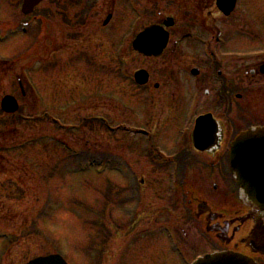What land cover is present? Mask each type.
<instances>
[{
	"label": "rangeland",
	"instance_id": "rangeland-1",
	"mask_svg": "<svg viewBox=\"0 0 264 264\" xmlns=\"http://www.w3.org/2000/svg\"><path fill=\"white\" fill-rule=\"evenodd\" d=\"M237 2L223 29L243 36L252 32L254 38L242 36L235 48L262 57L264 0ZM20 4L0 0V99L14 92L15 75L31 80L34 70L40 98L36 104L28 93L19 98L13 116L0 111V148L7 149L0 152V237L12 235L11 244L0 241V264H16L15 255L59 252L69 264H188L213 249L200 225L186 218L183 197L174 191V170L164 163L181 143L179 131L188 129L177 117L178 102L149 99L131 86L136 71L173 60L176 34L156 61L130 47L138 31L156 22L157 10L173 14L170 1L45 0L28 16ZM108 15L111 21L103 27ZM218 21L210 26H220ZM23 26L27 31L21 32ZM33 51H39L36 64ZM177 60L191 63L187 57ZM70 65L83 69V88L69 75ZM76 84L81 91H74ZM72 95L81 101L75 109ZM44 111L52 113L53 122L38 118ZM82 117H98L102 125L87 123L75 131ZM135 128L152 136L141 140L131 134ZM85 151L89 162L100 156L98 162L106 159L117 172L71 171L74 155ZM111 157L125 160L124 169ZM194 164L199 175L192 182L205 195L211 185L202 174L204 164ZM183 181L177 182L180 187Z\"/></svg>",
	"mask_w": 264,
	"mask_h": 264
},
{
	"label": "flooded vegetation",
	"instance_id": "flooded-vegetation-1",
	"mask_svg": "<svg viewBox=\"0 0 264 264\" xmlns=\"http://www.w3.org/2000/svg\"><path fill=\"white\" fill-rule=\"evenodd\" d=\"M168 1L173 5V14L168 15L166 12L165 14L158 10L156 23L162 24L165 18L172 19L174 22L173 28L168 29L169 42L173 35L178 36L170 55L173 60L161 63L158 69L151 67L144 69L148 74V82L142 87H135L137 91L147 95L149 99H156L159 102L165 100L178 102L176 111L178 108L180 111L177 112V117L182 122L185 121L188 129L180 133L179 142L181 143H177V149L173 148L174 154L167 157L172 159L176 180L178 182L184 180L182 187L179 183L175 186V192L182 189L184 195H188L187 193L191 188L195 189L190 184L195 179L194 175H199L198 172L196 173L197 165L194 163L198 162L199 166L204 164L202 174L207 177V182L209 181L211 185L205 191L206 198L220 211L218 212V219L215 222H210V226L219 224L222 227L223 222L229 219L225 217V212L234 213L245 208L238 199V188L232 179L228 157L230 145L239 133L253 126H264V56L261 57L255 52L243 54L235 48L243 35H238L233 30L230 32L223 29V22L229 19L232 14L228 17L223 16L216 7V0ZM217 21L220 26L215 24L210 26ZM208 22L210 23L207 24ZM177 26L179 29L175 30ZM186 30L190 32L187 33ZM248 34L251 35L243 36V39L254 38L252 32L248 31ZM169 42L158 59L151 58L148 60L156 61L163 58L168 51ZM185 43H188V46H185ZM184 51L188 54H185ZM38 53L39 51L32 52L34 64L37 62ZM184 57H187L188 61L191 60L189 65L177 60ZM74 58H71L70 61ZM77 58L80 60V56ZM244 61H247L248 64ZM70 69L72 71L69 75L75 76L72 79L81 84L83 88L85 85L83 83V69L71 65ZM154 70L158 72H153ZM180 74L185 77L180 78ZM34 75H36L35 70L32 71L30 83L26 88L24 85L17 86L14 92L9 95L22 99L28 93L36 104L40 98L37 89L39 79ZM93 83L88 82L87 84L90 86ZM79 84L72 86L74 91H81ZM97 89H99L98 86L95 91ZM95 96H99V93H95ZM80 102L72 95V107L74 109ZM39 104L41 106L40 102ZM170 111L171 113L174 112L171 109ZM30 113L32 114L33 111L30 110ZM51 116V112L44 111L38 118L43 117L45 120ZM202 116H210L214 124L212 126V139L208 146L210 149L216 148V150L206 153L196 152L190 139L196 119ZM4 149L0 148V150ZM197 175L195 176L197 177ZM185 182H189V184ZM200 190L204 192L202 189ZM210 194L215 198V200L213 199L214 203ZM193 198L188 201L191 209L197 203ZM203 211L204 209L198 207V212ZM256 226L258 229V233L255 232L256 237L263 236L264 240V214L257 217ZM244 227H247V223H244ZM253 227L254 223H252ZM217 249L216 247L215 250ZM236 249L235 252L240 253L245 250ZM210 251L214 250L209 249L208 252ZM252 257L257 264H264L263 257ZM19 259H21L20 256H16L14 261L18 263ZM24 263L26 262L24 261Z\"/></svg>",
	"mask_w": 264,
	"mask_h": 264
},
{
	"label": "water",
	"instance_id": "water-1",
	"mask_svg": "<svg viewBox=\"0 0 264 264\" xmlns=\"http://www.w3.org/2000/svg\"><path fill=\"white\" fill-rule=\"evenodd\" d=\"M43 0H23L21 11L23 14H30L33 9ZM235 6V0H217L218 9L229 15ZM106 19L104 25L109 21ZM164 27L172 26L170 19L166 20ZM168 41V34L157 25L145 28L132 41V49L136 53L145 57H158L161 55ZM134 80L138 85L147 82V74L138 71L134 74ZM1 109L6 113H13L17 110V104L12 97L5 96L1 100ZM212 120L208 117L199 118L193 131V144L198 151H210L209 142L212 137ZM230 169L234 179L240 188V198L244 203L257 208L259 214L264 212V128H252L239 135L231 144L229 156ZM247 199V200H246ZM218 216L211 214L207 219V231L212 232L217 239L223 241L231 223L224 222L223 227L219 224L210 226V222H215ZM245 220H249L248 217ZM251 220V219H250ZM262 235H263V231ZM258 231L256 232V234ZM251 236L247 240H242L241 245L250 255L264 256L263 236L256 237L255 229L251 230ZM27 264H66L58 255L41 257L30 261ZM192 264H256L248 256L231 252H220L206 255L197 259Z\"/></svg>",
	"mask_w": 264,
	"mask_h": 264
},
{
	"label": "clouds",
	"instance_id": "clouds-1",
	"mask_svg": "<svg viewBox=\"0 0 264 264\" xmlns=\"http://www.w3.org/2000/svg\"><path fill=\"white\" fill-rule=\"evenodd\" d=\"M51 227H52V230H53V231H56L58 225H57V223L54 221V222L52 223Z\"/></svg>",
	"mask_w": 264,
	"mask_h": 264
},
{
	"label": "trees",
	"instance_id": "trees-1",
	"mask_svg": "<svg viewBox=\"0 0 264 264\" xmlns=\"http://www.w3.org/2000/svg\"><path fill=\"white\" fill-rule=\"evenodd\" d=\"M86 161V159H84Z\"/></svg>",
	"mask_w": 264,
	"mask_h": 264
}]
</instances>
